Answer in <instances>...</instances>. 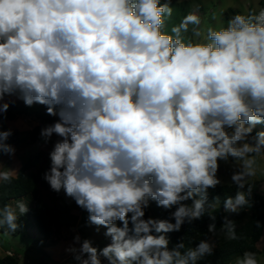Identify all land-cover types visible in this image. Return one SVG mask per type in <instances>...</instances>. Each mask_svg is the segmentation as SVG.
Returning <instances> with one entry per match:
<instances>
[{"label": "clouds", "instance_id": "obj_1", "mask_svg": "<svg viewBox=\"0 0 264 264\" xmlns=\"http://www.w3.org/2000/svg\"><path fill=\"white\" fill-rule=\"evenodd\" d=\"M171 13L170 0H0V156L15 155L3 121L16 100L58 117L40 130L45 143L58 137L43 179L110 239L101 249L77 233L66 249L77 264H197L210 242L181 251L166 234L203 215L220 160L233 158L244 189L264 158V130L252 135L264 124V7L196 41L184 33L200 17L167 32ZM13 173L0 163V181ZM248 195L238 190L225 210ZM150 201L175 206V222L145 218ZM28 211L22 199L3 205L0 228L17 231ZM223 227L238 239L232 221ZM234 264L260 261L245 251Z\"/></svg>", "mask_w": 264, "mask_h": 264}, {"label": "rangeland", "instance_id": "obj_2", "mask_svg": "<svg viewBox=\"0 0 264 264\" xmlns=\"http://www.w3.org/2000/svg\"><path fill=\"white\" fill-rule=\"evenodd\" d=\"M261 0H170V4H186L185 7L190 9L185 13L195 14L200 17L199 26L189 25V30L184 33L185 38H191L196 41L204 39L207 29L212 27L219 29L226 27V14L230 10L236 13L231 14L229 19L237 14H249L250 9L258 10ZM182 15V14H180ZM186 15V16H188ZM182 23V18L180 17ZM164 29H166L164 27ZM199 31L201 35L197 37L195 32ZM6 99H14L7 98ZM20 106H25L23 101L16 100ZM28 115H16L14 119L3 121L12 130L18 131L21 142L15 145V155L9 157L4 155L0 163L7 169L15 170L12 177L16 178L19 172L26 168V175L36 180L38 187V196L40 201L46 207L47 218L54 221L51 227V237L42 244H35L34 241L40 239V233L31 224L24 229L20 235L14 236L10 233H4L0 236V260L7 255L17 253L21 264H77L73 256L66 251L73 241V237L78 233L82 239H90L97 248H103L110 243V239L104 236V228L97 232L94 226H88L87 212L78 207L74 200L68 197H59L55 191L51 190L48 183L43 179V175L50 166L49 152L52 150L54 142L58 137L53 136L51 141L45 143L42 140H31V135L35 128L44 127L54 122L58 117L50 115H41L34 107H29ZM40 130L38 135L40 136ZM257 132L264 130V125H256ZM255 135V134H253ZM258 169L256 175L249 183H256L255 192L264 194V158H258ZM239 171V166L229 157L227 161H219L217 176L220 180L218 185L235 184L232 181L234 172ZM1 182V181H0ZM63 191V190H62ZM35 244V245H34ZM257 259L260 264H264V231L260 241L257 244ZM105 262V258L101 257ZM235 259L232 261L234 264Z\"/></svg>", "mask_w": 264, "mask_h": 264}, {"label": "trees", "instance_id": "obj_3", "mask_svg": "<svg viewBox=\"0 0 264 264\" xmlns=\"http://www.w3.org/2000/svg\"><path fill=\"white\" fill-rule=\"evenodd\" d=\"M259 7H264V0H261ZM172 13L170 16L165 17V31L171 32V29L175 26H179L185 19L186 15L190 12L187 9L186 4L173 3L170 4ZM259 8V9H260ZM253 8L250 12H258ZM188 13H185L188 11ZM236 13L234 10H230L226 14L228 21L229 16ZM182 14V15H180ZM34 107L37 111L45 116L46 106L35 104ZM30 114L29 107L20 106L19 103H14L8 110L6 116L8 119H14L16 115ZM264 125V124H263ZM3 128L9 127L3 123ZM40 127L34 129L31 140H42L38 135ZM256 130H253V134H256ZM13 135L7 141L9 144L15 146L18 145L20 140V134L18 131L13 130ZM4 156V155H3ZM0 156V159L1 157ZM256 183H248L244 189H238L236 184L231 185H217L215 188H209L207 190V199L205 202V211L199 219H193L191 222L186 221L180 231L167 233L169 238L168 247L171 249L178 243L183 242L186 250L189 247L195 248L201 241H208L213 245V252L210 255H205L197 261V264H232V261L241 256L245 251H252L258 254L257 247L264 231V194L255 192ZM248 195L249 204L240 208L238 212L232 213L225 210V201L232 197L234 198L237 191L241 190ZM59 197H66L64 191L59 193L55 192ZM200 196H194V199H199ZM23 200L28 203L29 211L19 218L20 227L15 232H9L7 226L0 228V236L4 233H10L14 236H18L21 232L28 228L31 224L40 233V239H35V244H42L46 242L52 235L51 227L54 221H50L47 218V210L38 196L37 182L34 179L29 178L26 175V168H23L19 175L14 178L11 177L9 181L0 182V207L6 204H13L18 200ZM187 205L191 206L193 199L184 201ZM175 211V206L172 209H164L158 207L155 201H150V206L145 210V218L152 217L155 219H167L171 222H175L171 216V213ZM226 219L232 221L235 224V231L238 239L229 240L227 238L224 224ZM215 224V230L210 232L209 225ZM120 226V222H117ZM131 228V223L129 224ZM34 244V245H35ZM0 264H21L17 253L7 255L0 260ZM104 264H107L105 260Z\"/></svg>", "mask_w": 264, "mask_h": 264}]
</instances>
